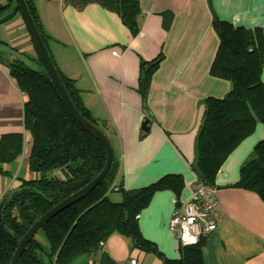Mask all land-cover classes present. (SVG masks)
<instances>
[{"label":"crops","instance_id":"obj_1","mask_svg":"<svg viewBox=\"0 0 264 264\" xmlns=\"http://www.w3.org/2000/svg\"><path fill=\"white\" fill-rule=\"evenodd\" d=\"M212 3L221 20L249 29L260 27L264 32V0ZM35 5L57 66L74 81L112 145L119 161L115 184L138 189L166 175L180 174L184 176L180 204L188 202L198 184L191 164L205 100L223 98L232 89L228 80L210 73L219 37L208 0H140L136 37L117 13L97 3L83 9L66 0H35ZM165 11L173 13L169 28L163 24ZM0 41L36 55L20 12L0 24ZM161 52L164 59L153 75L144 107L138 92L140 61H151ZM26 100L8 67L0 62V138L7 133L24 136L20 159L3 165L0 172V204L20 186L21 179L35 178L28 167L31 134L24 124ZM146 119L148 131L142 129ZM261 140L264 124L258 123L216 176L218 228L201 241L204 264H264V200L253 191L229 187L238 182L242 164ZM56 174L64 176L60 171ZM109 197L121 200L119 192ZM179 205L172 190H162L139 215L144 237L170 259L181 257L179 242L169 228ZM131 257L140 264H163L155 254L134 249L130 239L119 233L73 264H126Z\"/></svg>","mask_w":264,"mask_h":264},{"label":"trees","instance_id":"obj_2","mask_svg":"<svg viewBox=\"0 0 264 264\" xmlns=\"http://www.w3.org/2000/svg\"><path fill=\"white\" fill-rule=\"evenodd\" d=\"M32 18L50 53L62 82L78 111L102 130L86 108L74 81L64 75L49 49L50 37L44 30L35 0H25ZM78 9L90 3L117 13L131 34L139 32L140 0H66ZM18 0L0 4V17L7 14ZM19 12V11H18ZM164 27L169 28L173 13L163 12ZM213 25L219 47L210 73L228 80L231 91L223 98L209 97L195 142L191 164L198 183L216 187V176L231 153L250 135L258 123L264 124V32L260 27L236 26L214 16ZM33 41V39H32ZM36 55L31 56L0 41V62L5 64L20 90L27 96L24 124L31 134L28 153L33 179H21L2 209L0 225V264H11L20 240L27 230L54 205L91 182L106 164V150L99 140L85 131L73 118L33 41ZM164 59L140 61L138 92L143 106L147 102L154 73ZM103 131V130H102ZM104 132V131H103ZM24 152L22 133H7L0 138V172L3 165L18 161ZM119 162L113 161L106 177L84 198L52 217L25 247L19 264H73L76 259L98 250L101 243L119 233L130 239L132 247L153 253L163 264H204L202 246L181 248L179 259H170L141 232L139 215L158 191L172 190L180 204L184 176L170 174L138 189L118 186L115 178ZM62 172L63 177L56 172ZM229 187L253 191L264 200V140L254 147L240 168V178ZM119 192L120 201L109 194Z\"/></svg>","mask_w":264,"mask_h":264},{"label":"water","instance_id":"obj_3","mask_svg":"<svg viewBox=\"0 0 264 264\" xmlns=\"http://www.w3.org/2000/svg\"><path fill=\"white\" fill-rule=\"evenodd\" d=\"M208 5L210 7L211 12L215 15V11L213 8L212 0H208ZM18 11L21 13V16L24 20V23L37 47L38 53L45 65V68L51 77L53 83L55 84L62 100L64 101L65 105L67 106L69 112L73 116V118L77 121V123L89 134L94 136L97 140L101 142L103 147L106 150L107 159L106 164L102 171L88 184H86L84 187L79 189L78 191L74 192L64 200L60 201L56 205H54L50 210H48L44 215H42L24 234L22 239L19 242V245L15 251L13 260L11 264H19V261L22 257V254L24 252L25 247L28 245V243L35 237V235L38 233V231L56 214H58L60 211L64 210L65 208L71 206L75 202L79 201L80 199L84 198L87 194H89L98 184L106 177L108 174L112 161H113V148L112 145L108 139V137L105 135V133L89 122L75 107L74 103L72 102L70 96L68 95V92L66 91V88L62 82V79L55 67L54 62L51 59L50 53L43 41V38L32 18V15L27 7V4L25 0H18L17 5H13L9 12L3 16L0 17V24L8 21L11 19L14 15L18 13ZM149 120L146 119L142 124V129L144 131H148L149 127ZM6 199L0 204V225L1 227L10 233V231L5 227L4 222L2 220V209L5 204Z\"/></svg>","mask_w":264,"mask_h":264},{"label":"built area","instance_id":"obj_4","mask_svg":"<svg viewBox=\"0 0 264 264\" xmlns=\"http://www.w3.org/2000/svg\"><path fill=\"white\" fill-rule=\"evenodd\" d=\"M216 187L198 183L191 199L180 204L170 218V231L179 242L180 249L198 245L205 237L217 230ZM177 203V202H176ZM104 243H101V246ZM126 264H140L131 257Z\"/></svg>","mask_w":264,"mask_h":264},{"label":"rangeland","instance_id":"obj_5","mask_svg":"<svg viewBox=\"0 0 264 264\" xmlns=\"http://www.w3.org/2000/svg\"><path fill=\"white\" fill-rule=\"evenodd\" d=\"M31 56H34V55H31ZM96 120V119H95ZM97 121V120H96ZM98 122V121H97ZM99 123V122H98ZM116 156V155H115ZM117 158V157H116ZM118 160V159H117ZM119 162V161H118ZM58 175H61V174H58ZM176 202H177V199H176Z\"/></svg>","mask_w":264,"mask_h":264}]
</instances>
